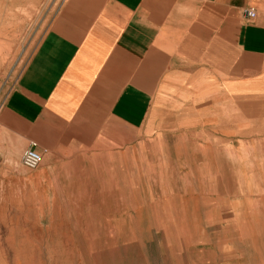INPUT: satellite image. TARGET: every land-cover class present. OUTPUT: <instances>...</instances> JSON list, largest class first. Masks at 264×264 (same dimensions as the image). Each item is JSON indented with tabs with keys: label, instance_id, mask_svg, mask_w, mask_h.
I'll list each match as a JSON object with an SVG mask.
<instances>
[{
	"label": "rangeland",
	"instance_id": "obj_1",
	"mask_svg": "<svg viewBox=\"0 0 264 264\" xmlns=\"http://www.w3.org/2000/svg\"><path fill=\"white\" fill-rule=\"evenodd\" d=\"M61 2L0 0V106ZM154 74L140 127L101 99L10 120V155L42 162L15 167L37 177L11 191L0 264H264V102L187 58Z\"/></svg>",
	"mask_w": 264,
	"mask_h": 264
},
{
	"label": "crops",
	"instance_id": "obj_2",
	"mask_svg": "<svg viewBox=\"0 0 264 264\" xmlns=\"http://www.w3.org/2000/svg\"><path fill=\"white\" fill-rule=\"evenodd\" d=\"M186 58L224 78L236 98L264 102V0H62L0 106V245L11 191L37 177L15 171L23 152L9 153V134L20 137L10 120L67 119L101 99L109 118L140 127L154 71Z\"/></svg>",
	"mask_w": 264,
	"mask_h": 264
},
{
	"label": "built area",
	"instance_id": "obj_3",
	"mask_svg": "<svg viewBox=\"0 0 264 264\" xmlns=\"http://www.w3.org/2000/svg\"><path fill=\"white\" fill-rule=\"evenodd\" d=\"M248 18L253 19L255 12L252 10L246 11ZM42 162V154L36 149V144L31 142L21 155V164L27 170L36 169Z\"/></svg>",
	"mask_w": 264,
	"mask_h": 264
}]
</instances>
